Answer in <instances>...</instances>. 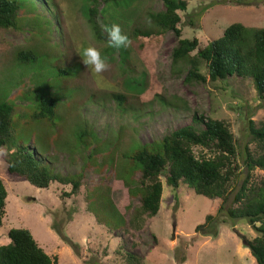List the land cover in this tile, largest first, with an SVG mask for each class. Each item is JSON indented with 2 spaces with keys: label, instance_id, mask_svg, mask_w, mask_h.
<instances>
[{
  "label": "rangeland",
  "instance_id": "obj_1",
  "mask_svg": "<svg viewBox=\"0 0 264 264\" xmlns=\"http://www.w3.org/2000/svg\"><path fill=\"white\" fill-rule=\"evenodd\" d=\"M20 1L26 30L0 28V102L16 109L13 142L41 154L56 173L82 168L84 177L79 193L67 197L63 193L70 185L52 182L41 189L10 177L0 153V179L7 192L0 245L8 242L11 228H25L49 256L57 257L55 264H124L119 245L145 264H256L244 242L256 233L245 219H229L218 210L220 199L198 195L186 185L169 187L164 176L157 214L130 233L123 229L140 204L142 187L132 180L139 164L130 158L143 144L191 124L196 113L225 120L239 153L245 145L252 147L247 119L255 124L264 119L252 82L208 77L204 83L186 82V68L171 67L177 39L172 31L132 37L127 48L109 46L105 26L118 24L128 37L135 26L155 29L147 13L163 10V0H97L96 21L104 39L88 22L87 0ZM186 1L187 9L178 10L181 37H195L201 46L235 22L264 28V0ZM87 47L107 58L108 71L97 75L87 69L82 62ZM21 48L31 50L35 59L17 60ZM121 49L128 52L127 64ZM201 72L207 75L203 65ZM110 92L128 94V99L116 102ZM46 95L57 98L54 116L49 122L32 120L30 113ZM158 95L179 108L165 107ZM246 171L241 163L225 207ZM253 175L264 177V171L256 168ZM208 214L215 215L211 228L196 231Z\"/></svg>",
  "mask_w": 264,
  "mask_h": 264
},
{
  "label": "trees",
  "instance_id": "obj_2",
  "mask_svg": "<svg viewBox=\"0 0 264 264\" xmlns=\"http://www.w3.org/2000/svg\"><path fill=\"white\" fill-rule=\"evenodd\" d=\"M87 3L85 11L88 22L95 36L104 39L102 29L96 21L99 13L97 0H87ZM187 4L186 0H163V10L147 13V19L155 29L135 26L131 29L129 38L172 31L177 39L171 49V67L183 65L186 68V82L204 83L206 77L212 82L249 79L261 102L260 106L264 108V28L247 27L235 22L229 24L219 37L209 39L206 45L201 46L195 37H181L178 10L185 11ZM23 14L20 0H0V28L26 30L27 26L20 21ZM126 53L128 52L121 49L119 54L122 55L123 64L128 63ZM34 59L35 56L29 49L21 48L17 53V60L21 62ZM202 65L207 75L201 72ZM132 71L134 72L133 69ZM159 96V101H163L165 107L179 108L162 95ZM51 97H40L36 109L30 113L32 120L50 121L55 114L52 104L57 100ZM108 97L120 103L127 101L128 94L110 92ZM15 111L13 104L8 101L0 102V153L7 173L14 179H23L41 189L47 188L52 182L70 185V190L64 192V196L77 195L83 184L84 169L81 168L75 174L61 175L47 164L49 162L41 154L22 144H15L12 126ZM191 120V124L168 132L157 142L143 144L140 150L132 154L130 159L139 164L132 180L137 179L142 187V195L131 220L123 226L125 233H130L134 228L139 229L140 225L157 214L162 192L160 177L164 176L169 187L186 185L198 195L220 199L218 210H224L229 219H245L256 233L252 239L244 237L245 245L256 264H264V177L256 178L253 175L256 168L264 171V119L258 124L247 119L252 147L245 145L241 153L238 152L237 139L225 120L196 113L192 114ZM239 157L247 171L235 189L230 205L225 207L223 203L241 171ZM6 196L5 186L0 179V226L5 214ZM214 220V214L206 215L203 223L196 226V231L211 228ZM7 236L8 242L0 245V264L57 262V257L49 256L29 230L11 228ZM133 246L132 242L131 247ZM119 249L123 251L117 250V255L124 264H145L133 251L120 245Z\"/></svg>",
  "mask_w": 264,
  "mask_h": 264
},
{
  "label": "clouds",
  "instance_id": "obj_3",
  "mask_svg": "<svg viewBox=\"0 0 264 264\" xmlns=\"http://www.w3.org/2000/svg\"><path fill=\"white\" fill-rule=\"evenodd\" d=\"M104 31L108 35V44L115 48H127L131 45L130 38L124 34L118 24H113L110 27L105 26ZM82 62L94 74H102L108 71L110 64L106 57L101 55V52L94 47H87L82 53Z\"/></svg>",
  "mask_w": 264,
  "mask_h": 264
},
{
  "label": "water",
  "instance_id": "obj_4",
  "mask_svg": "<svg viewBox=\"0 0 264 264\" xmlns=\"http://www.w3.org/2000/svg\"><path fill=\"white\" fill-rule=\"evenodd\" d=\"M173 231H174V226H173ZM174 236V234H172V237Z\"/></svg>",
  "mask_w": 264,
  "mask_h": 264
}]
</instances>
